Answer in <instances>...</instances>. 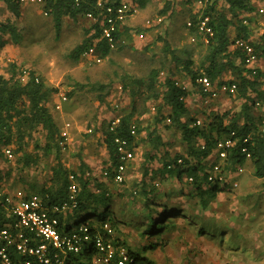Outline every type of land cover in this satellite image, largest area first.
<instances>
[{"label":"trees","instance_id":"16d2710c","mask_svg":"<svg viewBox=\"0 0 264 264\" xmlns=\"http://www.w3.org/2000/svg\"><path fill=\"white\" fill-rule=\"evenodd\" d=\"M2 1L5 3L7 10L12 16L16 19L20 18L21 4L18 0ZM219 3L220 5H218ZM247 5L248 3L244 0H222L220 2L219 0H216L213 5L204 9V12L210 16L209 23L213 28V36L209 38L208 43L205 45L206 51L200 57L198 63L190 57H179L172 53V62L176 66H181L184 69L192 84H196L195 79L200 75H205L214 82L216 79L221 78L226 72H230L232 78L228 81L219 80L218 84L228 82L236 83L237 96H245L246 90H248L249 87L251 88L252 81L239 52L237 51L239 56L236 52L233 56H230L227 53L228 48L230 49V38L228 36L229 26H235L239 37L247 38L248 36L246 33V27L241 23V18L238 14V12L247 9ZM44 9L53 17L57 33L60 32L62 18L65 16L74 21H76L78 17H83L88 11L93 12L97 16L98 20L94 23L90 22L89 26L84 28V36L82 40L71 50V56L77 60L82 58L81 55L83 51L91 45L96 46L97 52L103 59L108 57L112 51L121 47V35L123 31H125L124 29H126L124 26L118 27L114 32V37L116 39L115 49H110L104 39L98 41L101 33L100 21L102 16L98 14L100 11L95 7V0H80L78 4H76L74 0H58L56 2L45 0ZM166 12L167 10L164 9L160 11L159 14H166ZM191 20L193 24H195L197 16L191 18ZM189 29L199 35V33L196 32L194 25L189 27ZM5 35L8 36L7 39L4 38ZM199 36L201 37V35ZM20 39V30L13 21L9 18L0 20V48H2L7 42L17 44ZM199 40L202 45V37ZM163 46L164 51L167 52L169 49L165 47L167 46V43L164 42ZM236 58H238V61ZM149 62L151 61L148 59L146 61L147 68L145 69L144 67L142 75H133L131 79H129L130 77L122 78V83H120L121 89L117 91L118 96H121L123 99L125 97L130 98L129 107L127 109H114L110 104V101L105 100L110 93L108 94V91L105 93L101 92L104 91L106 87L104 85L98 86V90L101 92L98 94L100 103L111 108L109 109V114H111V116H114V114L121 116L119 123L113 128H110L108 119H99L98 117L95 119V130L100 135L101 144H104L106 147L105 154L109 160L108 164L102 168V171L107 169L110 174L115 171L118 162L114 143L116 137L127 139L132 145L133 158L128 163L136 158L137 147L141 143H146L152 150V155L149 159L155 160L156 157L163 159V163H161L160 166H157V170L153 173L155 178L153 182H151L152 187L154 189H159V185L156 186L155 182L167 172H174L178 180H182V182L185 181L187 176L191 175L195 178L193 186L196 188L195 197L198 199L196 201L197 205L202 210H205L209 207L211 202L215 201L217 193L226 188H221L218 185L213 184L206 187L202 186L204 181V170L201 169L200 163L210 154L215 153L214 148L218 140L227 137L230 130H235L237 136L241 138L247 133H251L252 140L245 144L251 153V158L247 159L245 155L240 152V141H237L227 159L229 169L234 170L236 165L242 166L246 160H249L253 164L254 175L264 184V136L256 133V120H254L249 114V109L239 111H210L209 113L203 109V116H205L204 123L202 125H195V119L194 117H190L189 109L185 107L183 101L187 96L188 91L185 90V88L183 89V85H180L173 78V74L165 75L160 80V71L164 69V65L156 67L153 64L149 65ZM21 69H26L30 75V79L25 83L20 82L18 79V73H20ZM35 75L39 77V75L33 70L19 67L15 62L8 63L6 70L0 73V120L5 128L0 137V156H3V161L7 164L8 159L3 153L2 146H10L14 156L15 154L18 156L17 159H15V163L17 164V167L20 166L18 169L21 170L22 167L36 165L42 155H47L54 151L56 161L55 164L52 165L51 172L48 175L50 183L43 185L36 190H33L35 189V185L32 184V191L27 189L25 197H30L36 194L41 198L42 204L47 207L61 205L64 202L70 205L72 201L69 198L68 176L72 173L75 175L79 188L75 195L76 207L59 213L58 218L60 223L65 222L67 225L78 215H84V218L81 221H88V218H90L88 217V213L97 209V206L100 203H105L107 205L103 213L110 211L111 208L109 207L113 195L110 194L108 185L112 183V181L111 179H104L106 182L109 181L108 184L96 183L93 190L88 181L89 179L85 174L87 167L85 169L83 163L80 164V169L76 172L73 169L70 170L65 167L61 162V150L66 144H59V141L63 140V137L61 136L62 131L61 128H59L58 123L54 121L47 105L57 89L46 85L41 77H39L38 82H35ZM160 86L162 90L158 91ZM142 88H145L149 93L144 98L145 100L151 99L156 101L158 98L161 99V103L158 105L156 104V109H153V117L155 121L162 122L166 121V118H170V122L167 123V125L172 124L180 128V138L181 142L184 144V151L181 154L175 153V155H171L169 151L165 150L167 149L166 143L162 140L160 135H155L154 132H147L146 137L141 136L140 139H137L143 131V127L140 126V116L145 112L136 107L137 99H141L144 94ZM229 95L233 96L231 94ZM148 110L146 109V112ZM150 111L152 110L150 109ZM166 111L167 115L164 118ZM242 114L245 119L238 123ZM184 117L187 118L183 120ZM133 124H135L136 127L135 134L131 133V125ZM144 130L147 129L145 128ZM36 131L43 132V143H38L39 141L34 138L33 134ZM88 132H93V128ZM198 138L201 139V143H197ZM27 140H32V142H34V151H26L25 145ZM13 144H15V148ZM178 158L183 159L184 162L182 166L177 165ZM128 163L127 165H129ZM168 166L171 167L169 168ZM160 172L162 173L160 174ZM2 173L5 175L8 174L5 170ZM20 178L21 176H19L18 179ZM1 179L2 175L0 173V180ZM146 179L147 177L145 176L140 182L141 189H139V194H141V197L143 195L147 196L151 192H155L151 191L149 188V182H146ZM25 186L23 187L25 188ZM144 186L148 187L149 190L144 189ZM1 189H3V185L0 184V190ZM137 193L138 190L136 189L132 191V194ZM146 202L145 203L148 205L149 200H146ZM193 202L194 201L188 203V213L185 212V209L181 207L180 204L167 205L164 202H158L157 206L161 207L160 211H156L152 207L149 209L156 215V217L152 218L154 227L158 223L163 226L165 225V222L172 224L177 220L175 218L181 214V216L184 215L183 218L186 219L187 223L204 226L198 229L199 233L211 235L206 231L207 228L205 227L204 219L193 214V207L196 208V202ZM9 214L6 202L2 196L0 197V227L11 221L12 217ZM112 218V221H109H111L113 227H116L118 220L115 219V216ZM104 221H106V218L105 216H102L95 219L96 223H93L94 221L89 219V224L100 225ZM115 238L119 244L124 245L132 255L136 256V260L146 264H153V261L148 257L141 256L136 251L131 250L125 240H122L119 237ZM152 247L154 246L150 245L145 247V249ZM11 257L14 264H22L21 260H23V258L21 255L19 256L12 251ZM80 259V256L76 257V264H84L79 261ZM0 264H2L1 261Z\"/></svg>","mask_w":264,"mask_h":264},{"label":"rangeland","instance_id":"374dc122","mask_svg":"<svg viewBox=\"0 0 264 264\" xmlns=\"http://www.w3.org/2000/svg\"><path fill=\"white\" fill-rule=\"evenodd\" d=\"M4 12L3 9L0 10V18L2 20L5 19L3 16ZM181 14L183 12L178 14V11H176L172 15L171 21V15H167L166 12V14L160 15L164 17V21L160 22L161 24L156 23V17H154L152 24H160V27H157L160 28L158 30L160 32H156L153 44H133L132 34L130 33L129 36L131 38H127L125 43L122 41L121 47L112 51L100 64H88L82 58L77 60L70 54L71 50L82 40L84 28L89 26L90 22L84 17H78L76 21L67 18L62 22L59 33H57L54 26L53 17L50 14L45 15L44 9L36 4H26L24 6L22 19L16 20L13 17V19L15 18L13 20L14 23L20 30L21 39L19 43L14 45L15 48L12 50L15 56H10L11 60L7 62L6 58L8 55L4 56L2 63L0 60V73L6 70L8 63L15 62L19 67L33 70L42 78L46 85L56 88L55 96H58L59 93L67 94V100L62 103L60 110L53 108L54 99L47 103L54 121L58 123L61 131L64 128L68 134L66 145L61 150V162L65 167L78 172L81 163L85 165L84 168L86 169L87 166L89 167L102 157L103 150L100 149L102 145L99 142L100 137L95 130L94 124L95 119L99 118L97 115L102 112L101 109H108L107 113L109 114V109L111 108L108 106L103 108L100 105L102 103L99 101L98 94L108 91L110 95L105 99L106 101L110 98L111 105L118 103V109H127L129 106L125 108L124 100L128 97L123 99L118 96L116 88L122 83L123 77H130L129 79H131L133 75H142L144 67L145 69L147 68L146 61L148 59L151 60L149 65L153 64L156 67L164 65V69L160 73L163 72L165 75L173 74L174 79L179 84L190 87V91L196 90L197 84L191 87L190 78L184 69L181 66H176L171 60L172 53H174L179 57H190L198 63L200 57L206 51V47L199 42L189 40L186 36H179V40H177L176 36L178 33L174 31L172 24L175 23V28L178 26L181 29L184 28V19ZM127 22L128 20L125 23ZM167 27H169L170 32L165 30ZM129 30L134 33L136 28L135 26H129ZM158 35L161 37L157 38ZM164 42L167 43L165 47L169 48L167 52L164 51ZM161 77H164V75L162 74ZM99 85L106 87L104 91L100 92L98 90ZM160 90H162L161 86L158 88V91ZM142 91L145 96L143 94L141 99H137L136 107L141 111L146 112V109H149L148 111L152 112L149 117L148 111L142 114L144 116L141 119L140 126L143 127L144 136H147V132H154L155 135H160L164 139L167 145L165 150L169 151L171 155H175V153L181 154L184 151V144L181 142L180 129L172 124L167 125L166 121L156 122L152 109H156V104L161 103V99L158 98L156 101L145 100L144 98L149 93L145 88H142ZM234 107V105L227 106L226 109L230 111ZM166 113L167 111L164 114V118ZM108 114H105L101 119L110 120L111 114H109L110 116ZM91 128H93V132L89 133L88 131ZM145 128L147 130H144ZM33 135L39 141L38 143H43L42 131H36ZM97 136L99 137L98 140ZM170 137L172 138L171 140H169ZM83 141L91 142L90 149L94 150L84 152L83 150L87 147L82 144ZM93 141L94 144L97 143L96 147L92 146ZM26 142V151H34V142L32 140H27ZM13 145L15 148V144ZM151 151V148L146 143L139 145L136 150V159L127 165L126 180L121 184L110 183L108 185L110 194L113 195L109 207L111 208L110 211L103 213L107 205L100 203L97 209L88 213V217H90L88 221L90 219L94 221L93 223H96L95 219L102 216H105L106 220L112 221V217L115 216L116 220H123L117 222V226L114 227L116 237L122 239L121 237L125 236L122 235L126 227L128 230H136L137 227L138 235L132 236L131 244L140 242V244L156 247L159 244V242L154 241L158 240L156 234H161L166 230L169 231L170 228L168 229V226L171 223L165 222L166 226L158 223L154 227L152 218L156 217V215L149 209L152 207L154 210L160 211L161 207L157 206L159 201H156V198L152 201L149 200L148 205L146 204L147 202L143 205L140 204L141 194H139V189H141L140 182L143 177H147L146 182H149L151 191H159V189L171 191L167 201L160 200L167 205L180 204L181 207L185 206L184 208H186L189 202H196L198 199L187 194L186 190L189 189L190 185L185 181L178 180L176 176L175 178L173 176L162 178L160 182L156 180L159 182V189L152 187L151 182H153L155 175L151 174L150 170L158 166V160L149 159L152 155ZM17 157V154H15V157L5 164L3 156H0V173L2 175L0 184L3 185L4 190L11 192L21 190L26 193L27 189L32 191V184L35 185L33 190H36L50 183L48 175L56 161L54 151L47 155H42L36 165L22 167L21 170L18 169L20 166L17 167L15 163ZM156 158L161 159L159 157ZM150 163L152 166L149 165ZM4 170L8 172L7 175L2 173ZM243 170L241 172L243 173L242 178L247 177L249 179L248 181L251 185L249 188L240 191L238 187L233 185V189L217 193V198L210 203L207 209L202 210L197 205V202L195 203L196 208L193 207V214L204 219L206 231L211 234H206L208 241L215 240L213 243L217 245L209 249L211 252H208L207 256L210 255L207 259L205 258L206 260H204L203 264H264V184L254 175L252 164L251 166L245 165ZM97 174L103 181L101 173L98 172ZM19 176H21L20 179H18ZM140 178L142 179L140 180ZM95 179L97 180L98 178ZM241 179L239 182H242ZM92 183L91 186L94 190L96 182L93 181ZM134 189L138 190L137 194H132ZM126 210L128 213L123 214ZM131 215H136V218L132 219ZM83 218L84 215H78L74 217L72 223H79ZM175 219L180 221H175L176 225L182 226L183 222L179 220L182 219L181 214ZM129 220H134L135 225L130 226L127 222L125 223V221L129 222ZM192 225L196 230L204 227ZM155 230L159 232L155 233ZM146 235L148 238L146 237L145 239ZM145 252V250L140 249L142 256H147ZM82 260L87 262L88 259L82 257ZM170 262L171 264H183V260L171 259ZM198 262L200 263V261Z\"/></svg>","mask_w":264,"mask_h":264},{"label":"built area","instance_id":"2783aa9c","mask_svg":"<svg viewBox=\"0 0 264 264\" xmlns=\"http://www.w3.org/2000/svg\"><path fill=\"white\" fill-rule=\"evenodd\" d=\"M18 1L20 4H37L44 9L45 0ZM51 1L56 2L58 0ZM79 1L74 0L76 4ZM192 1L199 7L197 21L193 24L192 20H187L186 26L189 28L194 25L196 32L201 35L203 43L207 44L209 38L213 36V28L209 23L210 16L204 12V9L213 5L216 0ZM244 1L250 4L255 0ZM263 1L261 0L262 3H264ZM95 7L100 11L98 14L102 16L100 21L101 33L98 41L104 39L110 49H115L114 32L118 27L123 26L130 17L137 14V0H95ZM258 11L259 13L264 12V7L260 5ZM44 14H48L45 9ZM83 17L91 23L98 20L97 16L91 11L86 12ZM161 21V17L156 19V23ZM247 22L248 20L245 17L241 18L243 25L246 26ZM147 24H151L149 20H147ZM195 40V36L191 37V41ZM230 48L239 52L243 63L248 69L247 72L251 81L256 85L254 90L252 88L246 90V95L250 99V106L256 108L253 109V111H256V133L264 136V39L261 42H252L248 38L236 36L233 37ZM81 57L88 64H100L103 61L95 45L85 49ZM18 79L20 82H27L30 79L29 72L26 69H21L18 73ZM34 81L38 82L39 77L35 75ZM196 81L200 85L201 101L204 106L209 105L210 100L217 98L219 94L234 95L237 92V84L234 82L216 84L205 75H200ZM120 89V86H118L117 90ZM66 100V95L59 93L57 100L53 102V108L60 110L62 103ZM112 107L118 109L119 105L115 103ZM120 118L121 116L118 114L111 116L109 120L110 128L115 127ZM166 122L169 123L170 118H166ZM202 124L199 118L195 120V125ZM4 129L0 120V137ZM135 129V124L131 125L132 134H135ZM67 135V131L62 130L63 140L59 141L60 145L66 144ZM251 140V133H247L241 138L237 136L235 130H230L227 137L218 140L214 152L220 162L213 163L210 168L203 172L204 181L202 186L206 187L213 184L221 188L226 187L228 174L223 163L227 161L237 141H240V152L247 159H250L251 153L245 144ZM114 143L118 158L117 166L111 174L107 169L102 171L101 176L104 179H111L115 183L121 184L126 179L127 163L133 158V148L129 141L124 138L116 137ZM2 150L8 160L15 157L10 146H2ZM183 162L182 158L177 159V165L182 166ZM242 171L243 167L241 165L235 166V174H240ZM68 178L69 198L72 201L70 205L64 202L61 205L47 207L42 204L41 198L36 194L25 197V192L21 190L16 192L6 191L4 188L0 190V197H4L9 215L12 217L10 222L0 227L1 263L14 264L11 257L12 251H14L17 255L22 256V264H76L77 256L81 257L79 261L84 264H146L136 260V256L132 255L128 248L118 243L111 221L106 220L100 225H90L87 220L76 224L70 221L68 225L65 222L60 223L58 214L76 207L75 195L79 190L78 184L74 174L70 173ZM185 181L193 185L195 178L190 175L186 177ZM155 185H159V182H155ZM82 257L87 258V262H84Z\"/></svg>","mask_w":264,"mask_h":264},{"label":"crops","instance_id":"0c3cea01","mask_svg":"<svg viewBox=\"0 0 264 264\" xmlns=\"http://www.w3.org/2000/svg\"><path fill=\"white\" fill-rule=\"evenodd\" d=\"M26 4H31V3H26ZM26 4H21V16H20V18L23 15V9H24V6ZM137 5H138L137 14L130 17L128 19V22L123 25L124 27H126V29H124L125 31H123V33L121 35V41H123L124 43L127 42V38L129 39L132 36L133 44H143V45L153 44V42L155 41L156 32H160V31H158L160 28H157V27H160V24L164 21V17L160 16V15H162V13L159 14V12L164 10V9L167 10V15H169V16L171 15V21H172V17H173L172 15H174L176 13V11H178V14L183 12V14H181V17H183V19H184L183 20L184 28L181 29L179 26L175 28L174 27L175 23L172 24L174 31H177V33H178V35L176 36L177 40H179V36H181V37L186 36L189 40H191V37L195 36V38H196L195 41L200 43L199 39H201V37L199 35H197L193 30H190L189 28H187V26H186L187 20H191V18L198 16L199 7L192 0H137ZM219 5H220V3H219ZM258 5L259 6L261 5L264 7V3H262L261 0H255L253 3H250L247 5V9L238 12L240 18L245 17L248 20L246 26L245 25L244 26L246 27V33L248 35L247 38L249 40H251L252 42H261L264 39V34H263V32H264V12L259 13V11H258L259 6ZM40 7H42V6H40ZM1 9H3L5 11L3 14L4 18H9L11 21H13L15 19V18L13 19L14 16H12L9 13V11L6 8L5 3L2 0H0V10ZM154 17H156V19L158 17H161L162 21L159 25H156V23H155V25H154V23L152 24V19ZM67 18H69V17H67V16L63 17L62 22H64ZM18 19H16V20H18ZM0 20H2V19L0 18ZM147 20L150 21V23H151L150 25L147 24ZM15 25H16V23H15ZM129 26H135L136 31H134V33L131 32V30H129ZM165 30L167 32L168 31L170 32L169 27H167ZM130 33L132 34L131 36H129ZM171 34H173V33H171ZM228 36L230 38V43H231L233 37L238 36L236 28L234 25L229 26ZM158 37H161V36L158 35L157 38ZM4 38L7 39L8 36L5 35ZM14 45H16V44L11 43V42H7L2 48H0L1 63L3 62L5 55L9 56V57L7 56V58L5 57L6 62L11 60L10 56L11 57L15 56L14 52H12V50H14V48H15ZM205 45H206L205 43H202V46L206 47ZM235 52L239 56L238 52L234 51L233 48H230V49L228 48L227 53L230 56H233ZM236 60L238 61V58H236ZM149 61H151V60H149ZM162 74L165 76V74L163 72L160 73V76ZM162 78L163 77H160V80ZM231 78H232V76H231L230 72H226L221 78L216 79L213 83L217 84L219 82V80L228 81ZM196 79H195V83L197 84L196 90L190 91V87L188 88V87H185L184 85L182 86V87H185V90L188 91V94L183 99V101H184L185 107L187 109H189L190 117H194L195 120L197 118H199L202 121V123H204V117L205 116H203V109H205L206 111H208L207 113H209L210 111H224V110H227L226 109L227 106L230 107V106L234 105L235 107L232 109L233 111L249 109V114L255 120L256 111H253V109H256V108H253L250 106V103H249L250 99L247 95L237 96V94H235L233 96H230L229 94H219L217 98L210 100L209 105L204 106L202 101H201L202 92L200 91V85L196 81ZM253 83L254 82H252V86H251L252 90H254L256 87L255 83L254 84ZM191 84H192V82H191ZM196 84H192L191 87L195 86ZM116 90H117V88H116ZM117 92H115V93H117ZM55 95L56 94H54V96H52V99H54L53 102L56 101L58 98V96H55ZM55 98H56V100H55ZM108 99H109V101L111 100L110 98H108ZM124 101H125L124 104H126V107H125V105H124V107L127 108L129 106V103H130L129 97L125 98ZM100 105L103 108L107 107L104 104H100ZM101 111L102 112L99 115H97V116H99V119H101L105 114H108L107 109H101ZM148 114H149L148 115V117H149L152 115V112L148 111ZM166 115H167V113H166ZM108 116H110V115L108 114ZM143 116L144 115L140 116V118L142 119ZM186 118L187 117H184L183 120H185ZM243 119H245V117L242 114V117H241V119H239L238 123L242 122ZM98 136L100 137L99 133H98ZM98 136H97V140L99 138ZM141 136H144L143 131L141 132L140 137H138L137 139H140ZM171 139L172 138L170 137L169 140H171ZM162 140L164 141V139H162ZM201 142H202L201 139L198 138L197 143H201ZM82 144H85V146L87 147L86 149L83 150L84 152L94 150V149H92V150L90 149L91 148L90 147L91 142L83 141ZM96 145H97V143L94 144V141H93L92 146L96 147ZM101 145L102 146L100 147V149L103 150L102 151V154H103L102 157L97 162H94L92 165H90L89 167L87 166V171L85 173L87 175V178L89 179L88 181H89L90 185L93 184L92 183L93 181H95L96 183H99V181H100L103 184H108V182H109V181L106 182L103 177H102L103 181H101V177H99V175L97 174L98 172L101 173L102 168L105 167L109 162L108 157L105 154L106 147L104 144H101ZM155 159H156V161L158 160L157 161L158 166H160V164L163 163V162H161V161H163V159H157V158H155ZM9 161H11V160H8V162ZM216 162H220V159L215 155V153L210 154L208 157H206L200 163V167H201V169H203L205 171L206 169L210 168L213 163H216ZM248 162H250V164H248ZM223 164H224V169H225L226 173L228 174L225 190L233 189L234 183H235V187H238L240 189V191L245 190V189L249 188V186H251L249 184V181H248L249 179L247 177L242 178L243 173L235 174V172H234L235 169L230 170L228 167L227 161L224 162ZM251 164H252L251 161L246 160L245 163L242 165V167L244 169L245 165L251 166ZM149 165L152 166L151 163ZM156 168L157 167H154L153 170H150V173L153 174L154 171L157 170ZM161 173L162 172H160V174ZM171 176H173L175 178V173L174 172H167L165 175H162L161 178H159L158 180L162 181V178L171 177ZM95 178H98V179L96 180ZM141 179L142 178H140V180ZM240 179L242 180V182L241 181L239 182ZM111 181H112V183H115L113 180H111ZM115 184H117V183H115ZM189 185L191 188L188 187L189 189H187L186 192H187V194L192 195L191 197L196 199V197H195L196 188L191 184H189ZM143 188L146 190H149V188L146 186H144ZM170 192L171 191H168V190L162 191L161 189H159V191L151 192L147 196L143 195L140 199V204L143 205L146 202V200L151 201L155 198L157 199L156 201H159V202H162L160 200L167 201V199H168L167 197L169 196ZM184 207L185 206H183V208ZM184 209H185V212L188 213V211H189L188 207L186 206V208H184ZM127 213H128V211L126 210L125 213H123V214H127ZM183 216L184 215H182V219H179V220H182V222H183L182 226H178L174 222L170 226H168V229L170 228L169 231L166 230V231L162 232L161 234H156L157 235L156 237L158 240H154V241H157L160 243V245L158 244L156 247L145 249V247H148V246L145 244H140V242L136 243V244H131L132 243L131 242L132 236L138 235L137 227H136V230H131V229L128 230V228L126 227L124 234L122 235V236H124V235L125 236L121 237V238L127 242V245L131 250L136 251L139 254H140V249L145 250L146 251L145 255H147L145 257H148L149 259H151L153 261V264H171V262H170L171 259L172 260H183V264H203L204 260H206L207 257H209V255H210L209 254L207 256V253L211 252V251H209V249L217 246V245H215V243H213L215 240L208 241V237L206 236V234L199 233V231L196 230V228H194V226L192 224H189L186 222V219L183 218ZM131 217H132V219H134V217L136 218V215L135 216L131 215ZM119 220L121 221L122 219H119ZM126 222L130 226L135 225L134 220H129V222L125 221V223ZM176 222H180V221L176 220ZM198 225H200V224H198ZM164 226H166V225H164ZM195 226H197V225H195ZM158 232L159 231H155V233H158ZM146 237L148 238L147 235L144 238L146 239ZM210 243H211V245H210ZM198 261H200V263Z\"/></svg>","mask_w":264,"mask_h":264}]
</instances>
